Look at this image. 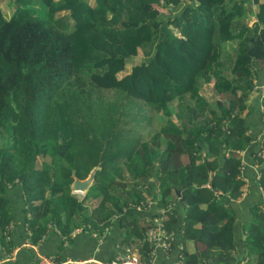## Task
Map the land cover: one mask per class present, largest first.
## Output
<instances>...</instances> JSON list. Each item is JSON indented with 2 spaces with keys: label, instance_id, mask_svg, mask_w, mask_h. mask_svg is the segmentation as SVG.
I'll return each mask as SVG.
<instances>
[{
  "label": "trees",
  "instance_id": "obj_1",
  "mask_svg": "<svg viewBox=\"0 0 264 264\" xmlns=\"http://www.w3.org/2000/svg\"><path fill=\"white\" fill-rule=\"evenodd\" d=\"M244 1L12 0L8 18L0 10V139L10 136L12 142L3 147L0 141V256L13 245L3 233L12 219L5 202L13 193L24 205L19 240L30 244L52 227L68 243L75 233L78 238L95 232L94 240L104 234L116 238L115 244L142 237L137 227L151 225V216H134L133 206L157 198L163 209L156 214L171 213L165 229L178 222V212L182 237L189 221L206 228L204 247L183 249L182 264L206 260L212 247L223 253L227 245L233 248L227 238L233 234L231 214L224 210V223L219 219L216 227L211 212L223 215L209 205L239 199L244 175L239 151L254 144L257 132H246L252 104L245 101L264 75V0H250L254 24L239 28ZM170 6L180 11L164 13ZM229 41L233 52L224 47ZM137 50L143 58L118 77ZM211 79L215 91L232 94L226 105L210 107L199 97V82ZM153 113L158 127L144 138ZM255 152L264 164V140ZM96 164L85 191L100 199L89 207L70 191L71 171L83 178ZM255 187L258 203L249 210L256 227L240 223L249 229L239 238V264H264V165ZM170 199L175 204L168 205ZM147 243L142 241V259L151 249ZM23 249L31 264L32 250Z\"/></svg>",
  "mask_w": 264,
  "mask_h": 264
},
{
  "label": "crops",
  "instance_id": "obj_2",
  "mask_svg": "<svg viewBox=\"0 0 264 264\" xmlns=\"http://www.w3.org/2000/svg\"><path fill=\"white\" fill-rule=\"evenodd\" d=\"M248 0H245L247 2ZM250 5H255L249 0ZM254 12V11H253ZM258 91H261V85L258 86ZM252 100L250 99V102ZM252 108L249 112V117L250 121L252 124L249 123L248 119L245 120V124L247 129L250 131H258L261 127L260 121H255V118L252 116H256L261 114L259 111V107L257 105L256 101L251 102ZM247 117V115H246ZM253 119V121H252ZM259 146L256 144H249L245 150L241 151L243 152L240 157H241V165H242V170L244 172L243 175V186L240 187V189L244 188L245 192L243 193V196H241V199L244 200V203L242 204L243 207H246L247 211H249V216L247 219H249L252 215L253 212L249 210V207L252 206L253 202L257 201L258 199V194L257 190L255 187V175L252 173L257 170L258 174L260 172L261 166L260 163L256 161L255 155L257 156V153L255 151H258ZM158 189V187H156ZM71 192L72 189H71ZM152 198V197H151ZM168 200V199H167ZM143 203H145L144 206L146 208H143L142 215H140V218H143V220L148 219L150 216L154 217L157 216L156 212H158L160 206L159 199L157 198L154 199H146L145 200H140ZM168 205L175 204L174 200L167 201ZM167 204V203H166ZM207 205L211 207H215L217 210H220L222 213V218H216V216L211 212L215 222H216V227L220 223L218 220L221 219V221L224 223V210L229 211V214L232 216V222H233V234L227 236V238H230L233 244V248L229 249V252L223 253V251L220 248H211L210 249V255L206 260L199 259L198 264H239V228L241 229V222L244 220H241L239 222V199L235 201H230L228 203L222 202L221 204L215 205L213 202H210ZM6 207L8 210L11 212L12 219H10V223L5 226V237L6 240L9 238H12L11 242L13 243L12 247L5 253V257L2 260V256H0V264H29V252L27 250H24L23 247L21 246V243L23 241L27 242L25 239L19 240L20 235L22 234V225H18L23 223L22 222V217H23V208L24 205L21 203V200L18 198L17 193H13V197H11L7 203L5 202ZM206 204H203L202 206L204 209L207 206ZM137 210V209H136ZM149 210H153V212H149ZM171 214V213H170ZM170 214L166 215V219H168ZM182 212H178V222L175 223L174 225H171L172 231L174 233V239L172 240L170 247L168 248V251L165 252L162 248L160 249L158 245L155 244L153 240H151L147 233L145 232L144 226L140 228V233H142V237H131L130 240L126 241H132L134 242L133 238L137 240V242H134L135 245L140 246V251H137L138 249L135 248V245L130 247V251L136 254H141L143 252V244L142 241H145L147 244L146 246L154 248V253L159 252L157 262L158 264H182V258H181V251L184 249L188 253L196 252L197 250L202 249L203 243L204 242V232L206 231V228L203 229L200 221H189V225L187 226L186 233L182 237V230H181V225L183 224L182 222ZM146 215V216H145ZM149 215V216H147ZM142 220V221H143ZM246 220V219H245ZM240 225V226H239ZM49 227V225H48ZM53 228V232L45 236V238L41 239V243L39 244L38 248H34V245H31L33 249L36 251L37 255L43 254L44 256L51 257L52 259H56L57 254H60L65 257H73V258H85L89 256H96L101 259H104L114 251H106V248L104 246V249H101V252L98 253V255L94 254L96 252L97 247L94 246L93 241H88L85 237H78L77 238V233L73 235V242L68 243V240L66 241L65 237L60 233L59 228ZM77 229V228H74ZM243 230V229H242ZM75 231V230H74ZM105 231V230H104ZM95 233V232H94ZM126 233V232H125ZM96 234V233H95ZM106 236L104 234L97 235L96 239L102 243V240L105 239ZM120 240V239H119ZM27 244V243H26ZM91 244V245H89ZM28 245V244H27ZM108 245H115V243L108 244ZM106 245V246H108ZM120 244H116V248H119ZM20 249L21 251H17ZM125 249V248H123ZM157 250V251H156ZM1 251V250H0ZM122 251L121 249H117V252L119 253ZM156 254V253H155ZM7 256V257H6ZM159 259V260H158ZM10 260L7 262L2 263L3 261Z\"/></svg>",
  "mask_w": 264,
  "mask_h": 264
},
{
  "label": "rangeland",
  "instance_id": "obj_3",
  "mask_svg": "<svg viewBox=\"0 0 264 264\" xmlns=\"http://www.w3.org/2000/svg\"><path fill=\"white\" fill-rule=\"evenodd\" d=\"M88 1H89V3L94 4V0H88ZM237 1L239 2V0H237ZM13 5H14V3L12 2V0H0V10L2 11V15L5 18H8L11 15V13L13 12V10H14L13 9ZM236 5H239V4H236ZM31 7L34 8V9H37L41 13H44V11H45V9L41 5L32 4ZM255 9H256V6L255 5H250L249 4V0L247 2H245V1L243 2V9H241V11L239 13V16L236 18V21L239 24V28H240V23H243V25H246L247 27H250L251 25L253 26L254 21H255V16L253 15V13L255 12ZM179 11H180V6H170L169 9L165 10L164 13H168L169 12L171 15H174V14H177ZM236 12H239V9ZM169 26L173 30H175V32H174L175 34H178L176 28L173 27L172 24H169ZM239 40H240V36H239ZM234 44H235L234 41L233 42L229 41V43L225 44L224 47L226 48V51L227 52H231V51L233 52ZM142 58H143L142 53L140 52V50H137L135 55H133L132 57H129V58L126 59L124 69L116 72V75L119 77V76L125 74L126 72L129 71L131 65L139 63ZM221 72H225L226 73V72H228V70L225 69V66H223V67L221 66ZM253 81H255V79ZM258 81L259 82L254 85L253 89L250 90V92L248 94V97L246 98L245 103L247 104V102H249L250 99L252 100L251 102L256 101L257 105L259 107V111L262 112V114H260V116L259 115H256V116L252 115L255 118V121H260V123L262 124L260 129L252 136V139L254 140V144H256V145L258 144V145L261 146V145H263V140H264V108H263V106H264L263 105L264 75H263V78H259ZM259 85H261V88H262L261 91L257 90ZM197 90H198L199 97L205 102V104L207 106H210V107H216L218 102H221L222 104L226 105L229 97H231V95H232V94H228V93H223L224 91H215L213 86H212V79L209 82L200 81L199 84H198ZM233 92H235L237 96L239 95V90L238 89H234ZM236 95L234 97H236ZM187 103L189 104L190 101H188ZM173 104H175V100H174ZM244 112H245V110H244ZM249 115L247 114V117L245 118V120L248 119L249 123L252 124V122L250 121ZM152 117H153L152 118V129H147L146 128L144 130V138H147L152 133V131L156 130L157 127H158V124H159L158 116L155 113H153ZM169 117H171L176 122L178 121L174 117V115L172 113L170 114ZM197 120H200V119L197 118ZM252 121H253V119H252ZM248 131H249V129H246V132H248ZM0 141H1V144L3 145V147H7V146L12 144L10 136H3L0 139ZM242 153L243 152L239 151V155H241ZM200 155L204 156L202 151H201ZM224 155L228 156L226 152L224 153ZM39 160H40V158L37 157L36 162H38ZM154 160H157V159H154ZM200 160H201V158H200ZM262 165H264V164L260 163V166H262ZM93 167H96L95 173H97L98 164H96ZM220 169L224 170V168H220ZM95 173H94V175H95ZM48 174L51 175V171L50 170L48 171ZM126 174H127L126 172L122 173V177H121L122 185L127 180V175ZM252 174L256 176L254 181L255 182L258 181V177H259V176L257 177V175H259L258 171L255 170ZM241 177H243V175ZM93 178H94V176H93ZM258 188L260 189V185L259 184H258ZM107 191H108L107 192V196H110L112 194V192H113V189L109 188ZM257 191H259V190H257ZM145 192L149 196H152V195L155 194V191L153 189H150V190L146 189ZM244 192H245L244 188L240 189V193H239V222L241 220H245L246 219L245 220L246 222L251 224V226L256 227V224H255L256 218L247 219L250 213H249V211H247L246 207L242 206V204L244 203V200L241 199V196H243ZM72 193H75L77 198L80 201H82V203L84 205H88L89 204V207H93V205L97 203V200L100 199L98 197V195H97V197H93L91 194L86 195V191H84V192H72ZM213 193L216 194L215 192H213ZM220 193H222V192H220ZM223 193L227 194L228 192H223ZM171 197L173 198L172 195H171ZM230 199H231V201H235V199H233V198H229V200ZM143 200L146 201V199H143ZM217 203L221 204L222 202L220 200H217ZM253 203H258V202L255 201ZM261 203L264 204V193L261 195ZM142 207H143V202L142 201H138L137 204H135L133 206L134 209H137V210H135L134 216L139 218L140 215H142V211H143ZM162 209H163V207H161V210ZM98 211H99V214H100L101 207L98 208ZM149 212L152 213L153 210H149ZM18 225H22V227H24L23 223L18 224ZM77 229H80V228L78 227ZM77 229H73V230L77 231ZM245 229L242 230V228L241 229L239 228V236L240 235L244 236V234L247 233L249 228L246 229V230ZM137 230L140 231V227H137ZM256 231H258V229H256ZM128 232H130V228L127 230V233ZM93 234H95V233H93ZM93 234H90V235L86 236L85 238L88 241H93L94 246L97 247V250H99V249L101 250L102 246H105V245H108V244H112V243H116V238H111V237H109V239H108V237H106L105 239L102 240V243H101L97 239L94 240L95 236ZM133 236L134 235H131L130 238L133 237ZM133 240H134V242H137V240L135 238H133ZM134 242L132 243V241H124V242L120 243V247L119 248H116V244L112 245V246L108 245L105 248H106V251H114V250L117 251V249L127 248L129 246L135 245ZM40 243H41V239H39V241L37 243L33 244L34 248H38ZM226 243H229V241H226ZM89 245H91V244H89ZM22 247L33 248L31 245H27V244H23ZM226 247L227 248H232L231 246H228V245ZM259 247L262 248V245H260ZM135 248L138 249L137 251H140V249H141L139 245H137V246L135 245ZM0 249H1V247H0ZM130 250L131 249L129 248L128 251H130ZM17 251L20 252V249H18ZM259 257H261V254L258 256V258ZM67 258H69V257H67ZM71 259L79 260L81 258H73V257H71ZM2 260H4L3 257H2Z\"/></svg>",
  "mask_w": 264,
  "mask_h": 264
},
{
  "label": "built area",
  "instance_id": "obj_4",
  "mask_svg": "<svg viewBox=\"0 0 264 264\" xmlns=\"http://www.w3.org/2000/svg\"><path fill=\"white\" fill-rule=\"evenodd\" d=\"M157 227L147 226L145 232L148 237L155 242L159 248L163 249L165 252L168 251L170 244L165 240L167 237L164 233L161 223L157 222ZM149 230V231H148ZM164 233V234H163ZM172 239L173 237L170 236ZM169 246V247H168ZM131 246L125 248L124 251L119 252L114 257L107 260H95L93 258L81 259L69 261L70 264H158L156 255L154 253V248L146 253V258L142 259L139 254L133 253L132 251H128ZM35 264H56L55 261L48 256L37 255V260ZM63 264V263H61Z\"/></svg>",
  "mask_w": 264,
  "mask_h": 264
},
{
  "label": "clouds",
  "instance_id": "obj_5",
  "mask_svg": "<svg viewBox=\"0 0 264 264\" xmlns=\"http://www.w3.org/2000/svg\"><path fill=\"white\" fill-rule=\"evenodd\" d=\"M263 96H264V94H263ZM263 108H264V106H263ZM261 114H262V112H261ZM262 125V124H261ZM249 132V131H248ZM250 143H254V140L252 139L251 140V142ZM258 145V144H257ZM259 146V145H258ZM243 151V150H242ZM241 152V151H240ZM258 155V154H257ZM263 161H264V159H263ZM90 171V170H89ZM72 172V171H71ZM75 173V172H74ZM88 174V173H87ZM259 175H257V177H258ZM84 178V177H83ZM73 179V178H72ZM79 179H82V178H79ZM72 182V181H71ZM71 184V183H70ZM70 188H71V186H70ZM75 194V193H74ZM135 204H137V202L135 203ZM134 204V205H135ZM143 205H145V203H143ZM168 206V205H167ZM161 207H163V206H160L159 207V211H161ZM173 216V215H172ZM169 219V218H168ZM168 219H166V215H158L157 214V216H154V217H151V225H147V226H153V227H156V228H158L157 227V222H160L161 223V227H162V229H163V231H164V233L166 234V238H165V240L166 241H168L169 242V244H171V242H172V240L174 239V233H173V231H172V228H171V226H169V228H164L163 227V223H164V221H168ZM146 226V227H147ZM146 227H145V229H146ZM181 230H182V228H181ZM5 231L6 230H4L3 231V233H5ZM73 231V230H72ZM71 231V232H72ZM182 232H183V230H182ZM163 233V234H164ZM170 236H172L173 238L171 239L170 238ZM28 244V245H33V243H29V242H25V241H23V243H21V246H23V244ZM28 248H30V247H28ZM31 250H32V254H31V260H32V263L31 264H35L36 263V260H37V254H36V251L33 249V248H30ZM152 249V248H151ZM150 249V250H151ZM125 249H123L122 248V251H124ZM150 250H148V251H150ZM122 251H120V252H122ZM101 252V250L99 249V250H96V252H94V254H96V255H98V253H100ZM108 252H110V251H108ZM116 254H118V252L117 251H115L114 253H112V255H110V256H108V257H106V258H104V259H101V258H99V257H96V256H89V257H85V258H81V259H87V258H93V259H95V260H99V261H102V260H107V259H110V258H112V257H114ZM40 255H43V254H40ZM99 256V255H98ZM7 257V256H6ZM81 259H79V260H81ZM54 261H55V263L56 264H61V263H63V264H70V262L69 261H74V260H76V259H71V258H67V257H65V258H63V257H61V259H59V260H57V258L56 259H53Z\"/></svg>",
  "mask_w": 264,
  "mask_h": 264
},
{
  "label": "water",
  "instance_id": "obj_6",
  "mask_svg": "<svg viewBox=\"0 0 264 264\" xmlns=\"http://www.w3.org/2000/svg\"><path fill=\"white\" fill-rule=\"evenodd\" d=\"M95 170H96V167L91 168L88 174L82 179H79L78 177H76L74 171H72L71 176L73 179L70 184L72 191L73 192H84L87 189V187L90 185V183L92 182Z\"/></svg>",
  "mask_w": 264,
  "mask_h": 264
}]
</instances>
